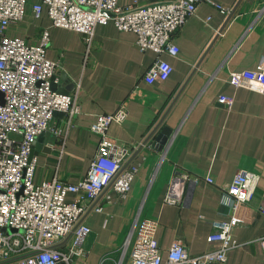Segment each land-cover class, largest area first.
Segmentation results:
<instances>
[{
    "label": "crops",
    "instance_id": "crops-1",
    "mask_svg": "<svg viewBox=\"0 0 264 264\" xmlns=\"http://www.w3.org/2000/svg\"><path fill=\"white\" fill-rule=\"evenodd\" d=\"M170 0H119L122 6ZM264 0H203L175 36L177 55L161 57L173 66L166 80L150 84L145 74L159 57L142 51L137 35L119 30L114 22L100 24L92 46L81 33L54 27L48 15L36 17L28 5L25 17L7 28L10 37L37 43L49 28L47 58L58 61L53 84L62 93H77L81 113L68 119L57 113L51 128L34 143L35 180L61 179L78 183L88 173L100 137L91 130L99 115L116 112L126 103L128 115L113 122L108 135L119 145L137 147L131 162L139 168L127 198L112 191L103 211L88 216L91 234L85 254L71 264H114L138 219L158 221L157 240L164 253L174 241L186 244L193 255L217 249L209 242L212 222L227 219L230 203L223 185L240 169L259 177L254 198L238 206L232 234L237 246L225 264H264V94L254 86H239L232 75L245 70L264 71ZM221 97H229L231 104ZM164 128L171 134L163 149L155 141ZM134 149V148H133ZM177 172L180 204L165 201ZM211 176L214 183L206 182ZM76 195L68 194L73 201ZM71 234L58 244L67 250ZM0 264H18L0 260Z\"/></svg>",
    "mask_w": 264,
    "mask_h": 264
},
{
    "label": "built area",
    "instance_id": "built-area-1",
    "mask_svg": "<svg viewBox=\"0 0 264 264\" xmlns=\"http://www.w3.org/2000/svg\"><path fill=\"white\" fill-rule=\"evenodd\" d=\"M203 0H170L146 5L122 6L119 0H0V260H16L18 264H71L76 256L85 254L83 243L91 228L88 216L103 211L111 201V192L127 198L139 168L131 162L137 147L119 145L108 135L113 122L122 123L128 110L126 103L114 113L99 115L91 130L99 137L98 149L85 178L78 183L61 179L37 182V157L32 155L35 140L51 128L55 112L72 119L81 113L77 93H62L52 88L58 61L47 58L51 44L49 28L41 31L37 43L25 38L10 37L7 28L22 21L28 5L36 17L48 15L54 27L75 30L84 35L89 51L98 25L114 22L119 30L132 31L142 51L151 49L159 57L145 74L146 82L166 80L173 66L161 57L177 55L174 38L195 14ZM259 14L264 15V6ZM239 86H254L264 94V71L245 70L232 75ZM221 101L232 103L229 97ZM187 175L177 172L165 201L180 204L177 182ZM206 182L214 183L211 176ZM259 177L240 169L223 185L230 203L227 219L212 222L209 242L220 246L199 255L189 252L186 244L174 241L166 253L157 240L158 221L138 219L121 247V256L114 264H225L228 252L237 246L232 227L241 203L250 202L256 193ZM76 195L73 201L68 194ZM264 214V201L260 207ZM74 234L71 249L58 244ZM264 251V237L262 239ZM110 256L100 264H106Z\"/></svg>",
    "mask_w": 264,
    "mask_h": 264
},
{
    "label": "water",
    "instance_id": "water-1",
    "mask_svg": "<svg viewBox=\"0 0 264 264\" xmlns=\"http://www.w3.org/2000/svg\"><path fill=\"white\" fill-rule=\"evenodd\" d=\"M52 88L55 90V85L52 83ZM4 94L2 91H0V104H4ZM57 113H62V112H55V114ZM171 134V129L170 128H164L162 133H160V135H158L156 141H155V146H158V148L163 149V147L165 146V144L168 142L169 140V136ZM38 141H41V136L38 137ZM32 155H35V149L33 146V150H32Z\"/></svg>",
    "mask_w": 264,
    "mask_h": 264
}]
</instances>
